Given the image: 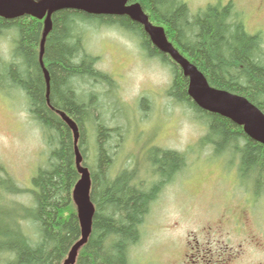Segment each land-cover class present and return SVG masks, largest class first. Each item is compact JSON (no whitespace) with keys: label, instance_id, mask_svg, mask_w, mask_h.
<instances>
[{"label":"trees","instance_id":"trees-1","mask_svg":"<svg viewBox=\"0 0 264 264\" xmlns=\"http://www.w3.org/2000/svg\"><path fill=\"white\" fill-rule=\"evenodd\" d=\"M130 1L139 2L150 20L165 28L169 39L204 72L211 85L244 95L264 111V39L259 32L248 31L232 2L210 3L192 11L185 0ZM52 19L43 54L50 72L49 103L40 63L43 21L29 15L12 19L0 16V38L8 34L12 38L9 53L0 52V93L19 91L26 98L30 116L48 148L44 163L32 177L31 189L21 187L0 164V264H63L81 237L73 199V189L81 177L75 135L56 109L65 111L79 127L78 147L91 173V199L96 206L92 232L75 264H131L130 250L142 237L141 227L152 202L185 159L181 153L165 151L162 159L158 158L160 176L155 174L160 180L150 189L144 183L137 184V168L111 175V149L122 127L106 124L103 111H96L93 102L99 93H88L73 85L76 80L87 85L94 81L97 86L101 81H110L108 74L95 68L98 58L87 49V33L92 25L131 33L148 58H159L168 64L173 72L168 93L193 107L207 127L203 140L218 150L234 148L241 173L264 189V144L247 135L230 118L201 109L188 94L189 78L181 66L152 43L141 23L128 15H96L74 8L55 11ZM98 104L101 107L103 103L98 100ZM89 132L94 134L97 154L91 162L85 147ZM21 194L31 195L32 205L10 198ZM1 203L9 207L4 217ZM8 221L15 224L5 225ZM22 221H30L36 230L34 237L29 236Z\"/></svg>","mask_w":264,"mask_h":264},{"label":"rangeland","instance_id":"rangeland-1","mask_svg":"<svg viewBox=\"0 0 264 264\" xmlns=\"http://www.w3.org/2000/svg\"><path fill=\"white\" fill-rule=\"evenodd\" d=\"M185 1L192 11L218 1L232 2L249 32H259L264 39V0ZM134 37L117 27L92 25L87 33V49L98 58L95 68L108 74L110 81H101L100 86L94 81L89 82L90 86L80 80L73 84L88 93H99L93 102L96 111H103L101 116L106 124L122 127L114 137L115 148L111 149L114 161L109 169L113 177L122 169L137 168V184L144 183L150 189L160 180L158 158L165 151L185 156L183 164L171 174L152 202L139 244L130 250V263L180 264L182 254L192 251L195 241L204 246L211 232L217 240L229 243L230 251L240 248L245 261H255L249 264H259L264 259V189L257 187L255 179L241 173L234 148L218 150L203 140L208 134L207 127L197 118L193 107L168 93L173 83L171 67L159 58H148ZM11 39V34L0 38L2 54L9 53ZM98 100L103 103L102 108ZM88 135L85 147L91 162L97 154L94 134ZM47 151L42 132L28 111L26 98L19 91L11 95L0 93V164L4 169L21 187L31 189L32 177L44 163ZM2 192L6 193L4 187ZM10 198L32 205L29 194ZM2 203L4 217L9 207ZM236 205L252 210L253 222L247 225L244 235H253L255 245L248 238L237 243L238 238L229 233L234 224L225 215L237 210ZM22 222L29 236L34 237L36 230L30 221ZM4 224L11 226L15 222ZM189 241L192 244L187 247ZM221 246L225 248L224 244Z\"/></svg>","mask_w":264,"mask_h":264},{"label":"water","instance_id":"water-1","mask_svg":"<svg viewBox=\"0 0 264 264\" xmlns=\"http://www.w3.org/2000/svg\"><path fill=\"white\" fill-rule=\"evenodd\" d=\"M62 8H74L96 15H128L134 21L141 23L149 34L152 42L163 52L171 55L189 77L188 93L203 109L218 113L242 125L244 131L254 140L264 144V111L244 95L220 89L210 84L200 68L186 58L168 39L164 27L154 25L149 15L139 2L130 0H0V16L17 18L30 15L44 19V29L41 40L40 63L43 68L47 101L50 103V72L43 60L44 47L48 33L52 29V15ZM75 135L76 163L81 178L73 189V199L77 206V214L81 226V238L72 246L63 264H74L80 248L88 241L92 232L93 219L96 212L91 199V174L83 166V156L77 145L79 129L76 122L64 112H60Z\"/></svg>","mask_w":264,"mask_h":264},{"label":"flooded vegetation","instance_id":"flooded-vegetation-1","mask_svg":"<svg viewBox=\"0 0 264 264\" xmlns=\"http://www.w3.org/2000/svg\"><path fill=\"white\" fill-rule=\"evenodd\" d=\"M251 211L252 210H248L243 206H237V210H230V214L225 215L227 221L230 223L233 222L234 224L232 231H229V233L231 234V237L235 235L238 238L236 240L237 243L245 242L248 238L254 244L253 235H249V237L244 235L247 230V225L253 222V214ZM206 228L204 232L207 234L208 231ZM207 238L204 246H202L199 241H195V245L191 246L192 251H186L180 257V264H249L255 262L251 260L245 261L241 255L243 251L240 248L230 251L231 245L217 240L213 235H211V232H209ZM189 244L191 245L192 242L189 241L187 243V247ZM221 244H224L225 248H222ZM239 246H242V244ZM193 249L196 250L195 255H193ZM263 261L260 260L259 264H263Z\"/></svg>","mask_w":264,"mask_h":264},{"label":"bare ground","instance_id":"bare-ground-1","mask_svg":"<svg viewBox=\"0 0 264 264\" xmlns=\"http://www.w3.org/2000/svg\"><path fill=\"white\" fill-rule=\"evenodd\" d=\"M186 56H187V54H186ZM188 57V56H187ZM118 128V127H117Z\"/></svg>","mask_w":264,"mask_h":264}]
</instances>
